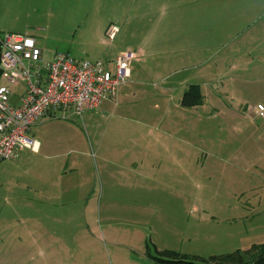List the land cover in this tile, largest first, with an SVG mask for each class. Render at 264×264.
<instances>
[{
	"label": "rangeland",
	"instance_id": "obj_1",
	"mask_svg": "<svg viewBox=\"0 0 264 264\" xmlns=\"http://www.w3.org/2000/svg\"><path fill=\"white\" fill-rule=\"evenodd\" d=\"M222 1L0 0V33L33 36L46 60L111 68L123 42L142 46L120 101L56 109L28 134L39 153L0 159V264H155L147 242L186 259L264 243L262 42L241 46L264 20L244 30ZM191 86L203 102L185 107ZM156 139L169 150L150 175L162 182H135L151 171L133 151Z\"/></svg>",
	"mask_w": 264,
	"mask_h": 264
},
{
	"label": "built area",
	"instance_id": "obj_2",
	"mask_svg": "<svg viewBox=\"0 0 264 264\" xmlns=\"http://www.w3.org/2000/svg\"><path fill=\"white\" fill-rule=\"evenodd\" d=\"M116 32V26L108 27L107 40ZM0 48V159L14 157L24 149L37 150L36 139L28 134L49 110H69L81 116L113 96L128 78L133 59L130 52L120 53L111 68L67 53L45 60L35 38L17 32L0 35ZM17 84L23 88L13 103L12 86ZM258 110L264 116L262 105Z\"/></svg>",
	"mask_w": 264,
	"mask_h": 264
},
{
	"label": "crops",
	"instance_id": "obj_3",
	"mask_svg": "<svg viewBox=\"0 0 264 264\" xmlns=\"http://www.w3.org/2000/svg\"><path fill=\"white\" fill-rule=\"evenodd\" d=\"M137 1H140V2H137V3H142L145 6L144 8H146V0H137ZM141 1H143V2H141ZM222 2H223V7L224 8H229V11L231 10V14L232 15H231V21L230 22H242L243 24H245L244 30H246V27L248 25L254 23L256 19L263 18V20H264V0H223ZM144 14H146V13H144ZM173 22L176 23L177 21H173ZM144 23L145 24H143V31H146V19H145ZM136 28H139L137 24H135V26L133 27V30H135ZM259 31H261L260 34L263 36V39L261 41L258 40V37H257ZM103 32H104V30H103ZM263 32H264V26H262V25L260 27H258V28L256 26L251 28L249 34H246L247 31H245L246 35H245V37H244V39H243V41L241 43V46H242V48L244 50H245V48H250V47H251V49L254 48L255 52L257 54H259V52H260V42H262L261 53H262V58L264 60V33ZM17 33H20V32H17ZM115 37H116V35L114 36L112 41L115 39ZM253 40L258 42V45L256 44L257 46H252V41ZM36 46H37V44H36ZM123 47H124V49H122ZM127 48L128 49H132L133 51L129 50V51H125V52H130L133 55V59L134 60L138 59V56L140 55V52H142V46H139V44H134V43H131V42H126V41L122 43V45H121V47L119 49L120 52L118 51L119 53H117L116 55H118L120 53H123L125 49L127 50ZM111 63L113 64V60H112ZM263 65H264V62H263ZM233 66H236V65H233ZM131 74H132V69L130 67L128 78H130ZM126 83L127 82H124L123 84H120L116 88L114 96L104 98L100 102L98 107L101 105V103L103 101H106V102H108L110 104L115 103L116 102L115 100H117V99L120 101L121 98L123 97V92H125L124 91V87L122 85H125ZM61 110H63V109H61ZM55 113H56V109L49 110L44 117H42L40 120H38L33 125V127L38 126L40 128V130H42L43 124H44L43 122L46 119L54 118L55 117ZM136 131H138V129L134 130V133ZM128 134H131V133H128ZM146 135L147 136H153L154 133L148 131ZM34 139H36V138H34ZM36 142H37V150H35V151L31 150V151L33 153L37 154V153H39L41 151V149L43 147V142L40 141V139H36ZM157 142H160V140L156 139V142H154V143L148 142V143H146V145H141L137 150L133 151L134 152L133 156L137 155V157H139L140 160H142V162H143V160H145L146 166L151 171L150 173H148V177H147L146 173L143 172V174H142L140 172V171H143V168H141L138 173H136V170H135L134 173H133L135 175V177H136V174H138V177L135 178V182L146 181V180L150 181L151 184H155L157 182L158 183L162 182L158 177L150 176V175L153 174V169H154L155 165L157 163H159V165H161L162 160L166 156V155H163V154L169 153V150L167 149L168 148L167 145H159V144H156ZM50 146L51 145L49 144V142H47L46 143V147L49 148ZM170 146L172 148H174V149L176 148L175 144L174 145H170ZM24 150H22V151H24ZM27 150H29V149H27ZM172 153L173 152H171V154L169 156L176 158V155H173ZM145 162H143V164ZM124 176H125V174H124ZM124 179L127 182L131 178L126 177ZM143 259H144L145 262L146 261H151L148 258H146V256L144 254H143Z\"/></svg>",
	"mask_w": 264,
	"mask_h": 264
},
{
	"label": "trees",
	"instance_id": "obj_4",
	"mask_svg": "<svg viewBox=\"0 0 264 264\" xmlns=\"http://www.w3.org/2000/svg\"><path fill=\"white\" fill-rule=\"evenodd\" d=\"M202 102L203 96L198 92L196 86H191L188 91L183 93L180 103L185 107H193L202 104ZM144 255L155 264H264V243L252 244L245 250L236 249L231 252L186 259L177 251L159 250L155 245L150 246L147 242Z\"/></svg>",
	"mask_w": 264,
	"mask_h": 264
}]
</instances>
